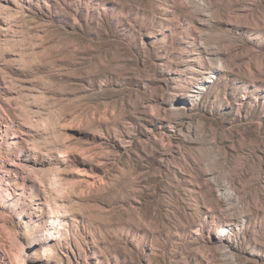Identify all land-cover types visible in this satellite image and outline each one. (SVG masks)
<instances>
[{"label":"rangeland","instance_id":"374dc122","mask_svg":"<svg viewBox=\"0 0 264 264\" xmlns=\"http://www.w3.org/2000/svg\"><path fill=\"white\" fill-rule=\"evenodd\" d=\"M0 264H264V0H0Z\"/></svg>","mask_w":264,"mask_h":264},{"label":"bare ground","instance_id":"6f19581e","mask_svg":"<svg viewBox=\"0 0 264 264\" xmlns=\"http://www.w3.org/2000/svg\"><path fill=\"white\" fill-rule=\"evenodd\" d=\"M5 132H6L5 130L0 129V148L2 147L1 146L2 145V142L4 141V138L6 136V133Z\"/></svg>","mask_w":264,"mask_h":264}]
</instances>
